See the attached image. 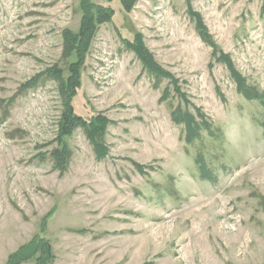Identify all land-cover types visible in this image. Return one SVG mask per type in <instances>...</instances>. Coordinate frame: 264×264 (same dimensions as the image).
<instances>
[{
	"label": "rangeland",
	"instance_id": "374dc122",
	"mask_svg": "<svg viewBox=\"0 0 264 264\" xmlns=\"http://www.w3.org/2000/svg\"><path fill=\"white\" fill-rule=\"evenodd\" d=\"M91 2L114 14L83 53L70 104L110 120L109 153L97 159L77 127L60 170L57 82L23 83L52 65L68 77L63 32L77 31L81 0H0V264L36 235L49 264H264V104L237 91L195 27L264 92L261 0ZM135 37L211 122L194 142L171 119L184 102L169 78L156 84L125 46Z\"/></svg>",
	"mask_w": 264,
	"mask_h": 264
},
{
	"label": "trees",
	"instance_id": "16d2710c",
	"mask_svg": "<svg viewBox=\"0 0 264 264\" xmlns=\"http://www.w3.org/2000/svg\"><path fill=\"white\" fill-rule=\"evenodd\" d=\"M118 1L126 12L136 2V0ZM80 6L82 15L77 31L64 30L63 32V47L67 57L71 56L72 53L75 54V60L68 66V77L65 78L63 76L60 67L52 65L36 74L33 79L23 83L24 87L31 86L42 78H50L57 82V89L64 102V109L57 125L56 136L61 146L59 149L57 148L52 151V158L54 159L56 168L60 170H64L67 166L70 155L69 148L63 142V138L69 136L77 127L83 129L97 159H103L109 153V148L104 142V135L110 120L101 113H96L89 120H86L74 112L70 101L79 86V68L83 64V53L90 45L99 25L111 21L114 10L110 6L99 5L91 2V0H81ZM260 12L264 16V0H261ZM195 27L200 37L212 47V57L216 61L224 63L229 69L237 91L248 99L258 98L264 104V92L258 91L255 87L246 83L244 77L235 68L229 54L218 50L217 45L207 33L201 19L196 20ZM123 42L128 49L134 52L136 57L141 61L143 68L154 78L156 84L164 78H169L168 83L172 85L174 95L184 102V107L178 105L171 110V119L175 124L182 125L185 143L190 144L194 142L200 136L202 129H207L211 126V122L206 114L199 107L190 104L184 92L181 91L178 80L173 78L169 72L155 62L152 54L144 47L140 38L135 37L131 41L123 39ZM168 95L169 90L165 88L160 95V100H165ZM134 166L138 171H141V164L135 163ZM31 259L34 260L35 264H49L52 261V248L46 238L34 236L30 241L9 254L4 264H22Z\"/></svg>",
	"mask_w": 264,
	"mask_h": 264
}]
</instances>
